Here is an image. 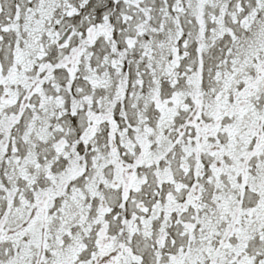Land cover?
<instances>
[{
  "label": "snow or ice",
  "instance_id": "obj_1",
  "mask_svg": "<svg viewBox=\"0 0 264 264\" xmlns=\"http://www.w3.org/2000/svg\"><path fill=\"white\" fill-rule=\"evenodd\" d=\"M0 264H264V0H0Z\"/></svg>",
  "mask_w": 264,
  "mask_h": 264
}]
</instances>
